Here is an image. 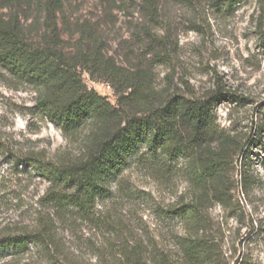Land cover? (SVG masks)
Returning a JSON list of instances; mask_svg holds the SVG:
<instances>
[{"label": "rangeland", "instance_id": "1", "mask_svg": "<svg viewBox=\"0 0 264 264\" xmlns=\"http://www.w3.org/2000/svg\"><path fill=\"white\" fill-rule=\"evenodd\" d=\"M228 4L0 0L7 24L30 44L75 58L84 85L106 96L117 114L66 133L37 110L39 89L0 68V237L36 232L48 223L53 239L48 251H9L0 264H142L138 254H166L182 264L188 228L167 212L200 194L185 159L163 168L130 162L110 196L84 216L47 200L50 182L20 160H82L127 117L161 107L172 96L202 98L219 88L241 101L223 100L215 108L228 141L214 143L212 151L233 148L218 178L231 202L222 205L214 190L206 192V227L228 263L264 264V32L256 0ZM244 144L251 149L248 165L239 151Z\"/></svg>", "mask_w": 264, "mask_h": 264}, {"label": "trees", "instance_id": "2", "mask_svg": "<svg viewBox=\"0 0 264 264\" xmlns=\"http://www.w3.org/2000/svg\"><path fill=\"white\" fill-rule=\"evenodd\" d=\"M227 1L231 7L248 0ZM256 1L260 10L259 30L263 33L264 0ZM0 68L39 89L37 110L66 133L73 134L89 122L102 123L117 115L115 106L106 96L84 85L75 58L61 49L30 44L16 26L7 24L1 17ZM223 100L241 101L240 97L221 88L202 98L172 96L161 107L141 116L127 117L117 129L98 141L87 158L57 163L42 155L24 157L20 163L35 167L39 176L50 182L47 200L65 211L75 210L84 216L90 215L100 200L110 196L112 185L130 162L163 168L170 161L185 159L200 194L179 209L167 212L173 219L185 222L188 228L189 234L181 242L182 264H230L206 227L203 208L204 194L210 190L215 191L214 197L222 205L231 202L219 188L218 178L233 148L225 145L219 153L211 148L214 143L228 141L225 132L219 129L215 112ZM239 151L244 153L248 165L251 162L248 144ZM50 227L47 223L36 232L0 237V262L9 256V251L24 254L33 246L50 250L53 240ZM138 260L142 264H174L166 254L150 259L138 254L137 263ZM49 264L69 263L54 259Z\"/></svg>", "mask_w": 264, "mask_h": 264}]
</instances>
